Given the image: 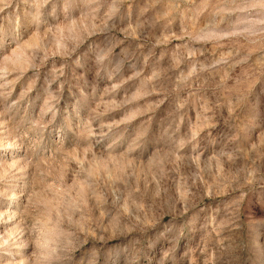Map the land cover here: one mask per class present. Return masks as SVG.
<instances>
[{"label":"rangeland","instance_id":"obj_1","mask_svg":"<svg viewBox=\"0 0 264 264\" xmlns=\"http://www.w3.org/2000/svg\"><path fill=\"white\" fill-rule=\"evenodd\" d=\"M0 264H264V0H0Z\"/></svg>","mask_w":264,"mask_h":264}]
</instances>
